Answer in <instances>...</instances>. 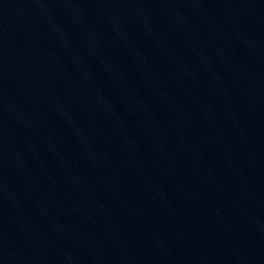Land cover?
Returning a JSON list of instances; mask_svg holds the SVG:
<instances>
[{
  "label": "water",
  "instance_id": "obj_1",
  "mask_svg": "<svg viewBox=\"0 0 264 264\" xmlns=\"http://www.w3.org/2000/svg\"><path fill=\"white\" fill-rule=\"evenodd\" d=\"M0 264H264V0H0Z\"/></svg>",
  "mask_w": 264,
  "mask_h": 264
}]
</instances>
